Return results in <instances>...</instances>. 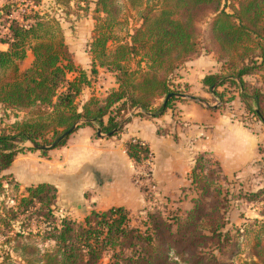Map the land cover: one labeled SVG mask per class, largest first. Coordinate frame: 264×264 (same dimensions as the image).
I'll return each mask as SVG.
<instances>
[{"label": "trees", "instance_id": "16d2710c", "mask_svg": "<svg viewBox=\"0 0 264 264\" xmlns=\"http://www.w3.org/2000/svg\"><path fill=\"white\" fill-rule=\"evenodd\" d=\"M30 1L18 17L14 3L0 8L7 31L0 39L7 47L0 50V264H235L241 255V264H264V186H239L236 199L258 205L260 219L233 227L227 213L235 194L206 155L195 159L182 190L194 194L189 209L157 203L135 223L124 208L91 211L80 222L58 217L55 187L21 188L1 176L25 143L48 148L84 126L112 138L135 110L163 116L188 94L176 72L201 55L220 65L202 80L209 102L219 103L210 109L230 110L238 100L241 119L264 128V0H74L93 20L89 71L75 65L56 18L55 8L72 0H51L50 10ZM100 71L116 87L80 105ZM126 155L135 164L152 156L130 142Z\"/></svg>", "mask_w": 264, "mask_h": 264}, {"label": "crops", "instance_id": "0c3cea01", "mask_svg": "<svg viewBox=\"0 0 264 264\" xmlns=\"http://www.w3.org/2000/svg\"><path fill=\"white\" fill-rule=\"evenodd\" d=\"M64 39L75 63L76 54L65 35ZM6 49V45L0 44L1 51ZM85 55L86 64L75 65L87 71L85 66L90 65V58L87 52ZM31 61L32 55L28 53L22 68H27ZM219 67L212 55H201L188 61L176 72L175 84L187 87L186 96L191 98H181L183 100L174 103L173 109L163 116L152 118L135 110L126 116L129 122L116 137L98 135L96 126H84L75 130L64 146L44 150L45 153L29 150L32 145L25 143L22 145L25 150L1 176H10L21 188L39 184L55 187L56 215L60 211L62 214L57 216L76 222L82 221L91 211L104 212L111 208H124L130 217L134 213L141 215L144 199L131 182L134 166L126 155L130 140L145 143L150 151V177L156 185L157 198L164 204L177 203L183 210L191 207L194 194L182 190L188 188L194 161L201 155L218 164L230 185V181L237 179L243 189L264 186L259 151L261 145L264 147L262 124L254 126L258 130L261 128L263 133L250 131L243 123L232 120L229 110H211L214 108L209 104L211 99L206 97L209 94L204 90L202 80L217 73ZM100 75L109 82L106 85L97 82L83 91L80 105L92 94L103 99L116 87L110 74L100 71ZM240 203L246 207L255 206V217L251 220L260 219L258 205ZM185 205L187 207L183 208Z\"/></svg>", "mask_w": 264, "mask_h": 264}, {"label": "rangeland", "instance_id": "374dc122", "mask_svg": "<svg viewBox=\"0 0 264 264\" xmlns=\"http://www.w3.org/2000/svg\"><path fill=\"white\" fill-rule=\"evenodd\" d=\"M23 0H0V8L4 5L14 3L16 5L17 12H13V17H18V15H24L28 11V7L32 5L30 0L23 1L22 4H20ZM43 9L50 10V8H55L54 4L51 0H43ZM27 7V8H26ZM81 8H83V4L76 3V1L72 0L69 4V7H61V8H55L56 11V18L61 24V27L63 29V33L65 35V38L67 40L68 45L71 46V49L76 54V60L75 63L79 66H84L86 64V45L89 43L91 36H92V30H93V20L90 13L85 14ZM57 9V10H56ZM5 24L3 20H0V39L5 38L7 31L5 29ZM87 43V44H86ZM84 64V65H83ZM87 71H89V66L86 65ZM104 84L106 85L109 81L108 79H105L101 75L97 78L96 83ZM185 95V94H184ZM207 98L211 99V96L207 95ZM212 106H218L219 103L213 102L209 103ZM234 104V103H233ZM240 104L238 103V100H235V104L233 105V109L229 110V116H231V119L234 121H237L239 123H243L250 131L253 132H259L263 133V130L261 128L258 130L256 126H254L256 123H259L255 120H252L250 116L245 118V120H242L240 117V114L243 112L239 110ZM224 111V110H223ZM240 111V113H239ZM250 119V120H249ZM258 126V124H257ZM263 127V126H262ZM260 133V134H261ZM260 151V157L263 159L264 153V147L261 145L259 148ZM149 161V165L146 163H140L136 164L133 162L134 170L132 173L131 182L133 186L141 193L143 199H144V208L143 210H146V208L153 207L155 204H164V201L160 198H157V188L156 185L150 177V171L152 169V157ZM145 162V161H144ZM139 165V166H137ZM149 175V179H148ZM231 185L229 189L231 190V193L233 192L235 195L230 199V205L231 208L229 209L227 213V219L229 223L233 227H239L241 224L251 221L252 218L255 217L256 213V207L255 206H243L240 203V200L236 199V196L238 194V188L239 186H242L237 179H235V182L230 181ZM223 184V182H221ZM0 198H2L0 196ZM171 203H169L170 206ZM252 205V204H250ZM171 207V206H170ZM187 206H183V208H186ZM62 214L60 211L57 215ZM59 217V216H58ZM132 222L135 223L137 220L136 213H134L131 216ZM243 258H239L235 264H241L244 259V255H241ZM106 260L102 262V264H105Z\"/></svg>", "mask_w": 264, "mask_h": 264}, {"label": "water", "instance_id": "95a60500", "mask_svg": "<svg viewBox=\"0 0 264 264\" xmlns=\"http://www.w3.org/2000/svg\"><path fill=\"white\" fill-rule=\"evenodd\" d=\"M171 96H168V97H166V99L164 100V102H163V104L165 105V103L167 102V100L170 98ZM178 97H180V98H191V97H188V96H186V95H184V94H180V95H178ZM204 105H207V103H205V102H202ZM213 107H215V106H213ZM74 130V128L73 129H71V130H69V131H67L66 133H64L56 142H54L50 147H48V148H45V147H40V146H36V145H32V147L33 148H35V149H38V150H51V149H54L56 146H57V144L60 142V140L61 139H63V138H66L68 135H70V133L72 132ZM97 134L98 135H100V130L98 129L97 130Z\"/></svg>", "mask_w": 264, "mask_h": 264}, {"label": "built area", "instance_id": "2783aa9c", "mask_svg": "<svg viewBox=\"0 0 264 264\" xmlns=\"http://www.w3.org/2000/svg\"><path fill=\"white\" fill-rule=\"evenodd\" d=\"M23 1H25V0H23ZM23 1H20L21 3L20 4H22L23 3ZM27 8V7H26ZM29 8V7H28ZM130 143H132V144H139L141 147H144V148H147V146H146V144L145 143H143V142H141V141H138V140H130ZM148 149V148H147ZM152 157V156H151ZM151 157H149L148 158V160H151ZM142 163H146L147 165H149V161H145V162H142ZM141 163V164H142ZM136 165V164H135ZM140 165V164H139ZM139 165H137V166H139Z\"/></svg>", "mask_w": 264, "mask_h": 264}]
</instances>
